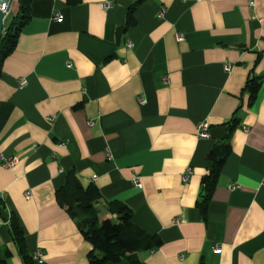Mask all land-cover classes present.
<instances>
[{
	"label": "crops",
	"instance_id": "0c3cea01",
	"mask_svg": "<svg viewBox=\"0 0 264 264\" xmlns=\"http://www.w3.org/2000/svg\"><path fill=\"white\" fill-rule=\"evenodd\" d=\"M137 1L31 2L0 75V156L18 157L13 167L0 160L7 264H27L12 213L29 254L44 252L33 264H91L93 245L57 197L69 171L99 187L101 219H114L108 203L122 201L162 239L138 252V264H264V0H142L127 26ZM18 7L14 0L5 25ZM251 75L262 83L249 104ZM233 117L231 153L204 219L208 154ZM201 122L210 137L198 135Z\"/></svg>",
	"mask_w": 264,
	"mask_h": 264
},
{
	"label": "trees",
	"instance_id": "16d2710c",
	"mask_svg": "<svg viewBox=\"0 0 264 264\" xmlns=\"http://www.w3.org/2000/svg\"><path fill=\"white\" fill-rule=\"evenodd\" d=\"M19 7L11 22L5 25L0 40V75L4 60L15 50L22 27L31 18L32 0H17ZM75 3L77 0H68ZM142 0L131 6L128 13L127 26L136 20L134 11ZM262 77L251 75L244 87L249 92V104H252L259 92ZM239 123L233 117L228 125V131L223 141L215 144L208 154L211 166L202 177V198L198 201L204 219H207L208 205L217 187L222 168L231 153V134ZM59 203L67 209L76 220L83 236L93 245L89 252L91 264H105L118 262L123 259L131 264L140 262L138 252L156 249L162 244V239L143 230L133 222L132 208L122 201H110L108 210L115 215L112 218H100L99 202L102 198L99 187L90 183L84 185L74 171L67 173L65 184L57 191ZM9 229L19 251L27 264H33V257L29 254L26 244L25 231L15 213L9 215ZM0 264H7L1 259Z\"/></svg>",
	"mask_w": 264,
	"mask_h": 264
},
{
	"label": "built area",
	"instance_id": "2783aa9c",
	"mask_svg": "<svg viewBox=\"0 0 264 264\" xmlns=\"http://www.w3.org/2000/svg\"><path fill=\"white\" fill-rule=\"evenodd\" d=\"M249 3L250 5H254L255 3V0H249ZM105 7H110V4L108 3H105L104 4ZM63 17L62 13L60 12H56L54 15H53V19H61ZM177 39L178 40H181V39H184V34L182 33H178L177 34ZM129 46H132V43L129 42L128 44ZM70 64V63H69ZM231 67V65L229 63H227L226 65V69L229 70ZM27 85V80L26 79H21L20 80V83H19V86L20 87H23ZM90 124H92V122L90 121L89 122ZM198 135L202 138H207V137H210L211 136V132H210V125L209 123L207 122H201L199 125H198ZM0 160H1V163L5 166V167H13L17 161H18V157L17 156H11V155H7V154H4L2 153L1 156H0ZM188 173H189V170L188 172L185 174V179L188 178ZM134 183L136 186H140L141 183L139 181V179H134ZM231 188L234 189L235 188V185H231ZM26 196L27 197H30L31 196V192L30 191H27L26 192ZM217 249H219V245L216 247ZM43 257H44V252L43 250L41 249H37L34 254H33V258L35 261H42L43 260Z\"/></svg>",
	"mask_w": 264,
	"mask_h": 264
},
{
	"label": "water",
	"instance_id": "95a60500",
	"mask_svg": "<svg viewBox=\"0 0 264 264\" xmlns=\"http://www.w3.org/2000/svg\"><path fill=\"white\" fill-rule=\"evenodd\" d=\"M14 0H0V40L5 27V17L11 9Z\"/></svg>",
	"mask_w": 264,
	"mask_h": 264
},
{
	"label": "rangeland",
	"instance_id": "374dc122",
	"mask_svg": "<svg viewBox=\"0 0 264 264\" xmlns=\"http://www.w3.org/2000/svg\"><path fill=\"white\" fill-rule=\"evenodd\" d=\"M11 20H12V15L8 16V23L11 22ZM114 220H116V217L114 218Z\"/></svg>",
	"mask_w": 264,
	"mask_h": 264
}]
</instances>
